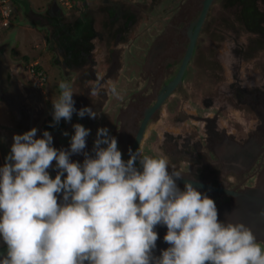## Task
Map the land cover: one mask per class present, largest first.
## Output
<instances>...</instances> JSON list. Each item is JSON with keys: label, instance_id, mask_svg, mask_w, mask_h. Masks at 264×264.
Returning <instances> with one entry per match:
<instances>
[{"label": "flooded vegetation", "instance_id": "obj_1", "mask_svg": "<svg viewBox=\"0 0 264 264\" xmlns=\"http://www.w3.org/2000/svg\"><path fill=\"white\" fill-rule=\"evenodd\" d=\"M184 1L80 0L63 7L53 0L42 9L22 2L21 10L36 28L37 42L31 45L39 52L31 57L12 41L0 42L7 65L0 68H7L11 83L0 97V166L14 134L33 127L38 138L47 130L54 147L67 149L73 125L80 123L91 130L86 151L92 154L97 130L107 127L110 135L114 130L120 134V116L127 113L131 147L138 141L144 154L165 158L170 170H183V179L177 181L182 190L185 181H191L214 199L221 221L264 226V0H234L221 29L213 28V41L207 34L215 20L214 7L221 2L216 0L187 60L190 38L178 35L193 15L178 25L173 21ZM231 3L226 0L225 7ZM205 38L207 46L200 44ZM157 40L164 51L159 56L160 82L150 88L144 66ZM167 50L175 54L167 55ZM62 80L71 84L77 111L92 107L100 112L97 119L74 113L71 122L50 126L52 100L59 96ZM98 81L100 95L90 97ZM112 84L121 98L106 92ZM139 88L146 92L141 100ZM150 93L156 99L162 95V100L140 133L144 113L134 106L146 108ZM65 131L69 136L62 134ZM71 159L82 163L84 156ZM49 172L53 178L57 174L54 168ZM155 230V254L160 255L169 246L163 240L167 228ZM257 242L264 248L263 240ZM4 251L0 241V253Z\"/></svg>", "mask_w": 264, "mask_h": 264}, {"label": "clouds", "instance_id": "obj_2", "mask_svg": "<svg viewBox=\"0 0 264 264\" xmlns=\"http://www.w3.org/2000/svg\"><path fill=\"white\" fill-rule=\"evenodd\" d=\"M58 87L51 127L71 122L74 113L99 117L92 107L77 111L69 82ZM100 92L98 81L89 95ZM106 92L121 98L115 84ZM73 128L67 149L54 147L47 130L39 138L36 127L14 134L0 166V241L6 246L0 264H264L252 228L219 220L215 200L191 181L182 190L177 181L183 170H170L165 158L146 155L141 147L129 148L123 159L107 127L97 130L90 154L91 130L80 123ZM80 154L82 163L71 159ZM157 226H166L169 245L160 255Z\"/></svg>", "mask_w": 264, "mask_h": 264}, {"label": "water", "instance_id": "obj_3", "mask_svg": "<svg viewBox=\"0 0 264 264\" xmlns=\"http://www.w3.org/2000/svg\"><path fill=\"white\" fill-rule=\"evenodd\" d=\"M216 0H185L179 7L178 11L176 12L175 18L173 21L177 24L179 21L183 22V18L185 16H189L190 14L193 15V20H186L184 24L181 25L180 29L181 34L178 35V37H189L190 43L188 46L187 53L185 55V60L189 59L191 57V53L193 51V48L195 46V43L197 41V38L199 37V34L201 32V29L203 27V24L206 20V17L209 13L210 7ZM174 24V23H173ZM181 24V23H178ZM177 24V25H178ZM195 26V29H194ZM194 29V30H193ZM162 46V43L157 40V42L154 44V48L150 51L152 58L147 61L145 68V73H147L146 77L149 78V86L151 88L152 85H157L160 82V74L158 72V68L160 66L159 56L164 52L160 47ZM185 46H183L184 48ZM178 50V49H177ZM177 53H179L177 51ZM167 55H173L175 54V51H166ZM6 65L3 57L0 56V65ZM7 66V65H6ZM7 68H0V97L2 98V95L4 93V89L7 88L11 83H8V72L6 71ZM137 97L141 100L143 99V94H146L143 89L139 88L137 91ZM162 95L157 96V99L155 97V94L150 93L147 97V106L144 108L142 104H137L134 106V108H140L142 112L144 113L141 130L145 127V124L147 120L151 117V115L155 112L157 109V106L159 105L160 101L162 100ZM156 99V100H155ZM155 100V102H154ZM129 114L122 113L120 116L121 121V128H119V124L117 126V129L119 128L118 132L121 131V133H115L116 130L111 132V135L116 136L118 140V147L121 150L124 157L129 158V148H131L133 151H136L138 149V141H136L134 147H131V144L133 143V139L131 137H126L127 135H131L130 132L133 133L132 129H129V123L127 125V116ZM145 119V120H144ZM127 125V126H125ZM93 147V145H91ZM87 150V149H86ZM252 230L254 234L257 237V240H263L264 241V226L261 225H252ZM264 243V242H263Z\"/></svg>", "mask_w": 264, "mask_h": 264}, {"label": "rangeland", "instance_id": "obj_4", "mask_svg": "<svg viewBox=\"0 0 264 264\" xmlns=\"http://www.w3.org/2000/svg\"><path fill=\"white\" fill-rule=\"evenodd\" d=\"M21 2L18 6L15 5L16 12H19L16 18L13 20L12 24L9 27H2L0 24V42L3 41H12V45H15L17 49H20V52H23L21 49H26L28 54H31L34 57L38 56V50L33 48L31 43L37 42V33L34 25L30 24L28 19L25 17L24 11L21 10L22 2H27L26 0H17ZM32 3L33 6L38 8H43L48 3H51L53 0H28ZM232 2L229 4V7L226 6V0H221V2L214 7V17L215 20L212 22L211 27L209 28V33L207 36L215 41L217 38V34L214 29H221L223 20L228 16V11L231 9L234 0H230ZM160 8H158V11ZM15 15V13H13ZM13 15V16H14ZM214 28V29H213ZM41 31V30H40ZM35 32V33H34ZM47 32V31H46ZM15 42V44H14ZM208 38H205L200 41V44H205L207 46ZM31 48V51L29 50Z\"/></svg>", "mask_w": 264, "mask_h": 264}, {"label": "built area", "instance_id": "obj_5", "mask_svg": "<svg viewBox=\"0 0 264 264\" xmlns=\"http://www.w3.org/2000/svg\"><path fill=\"white\" fill-rule=\"evenodd\" d=\"M64 5L71 6L72 0H60ZM13 18V6L11 0H0V24L2 27H8ZM39 80V76H35Z\"/></svg>", "mask_w": 264, "mask_h": 264}, {"label": "trees", "instance_id": "obj_6", "mask_svg": "<svg viewBox=\"0 0 264 264\" xmlns=\"http://www.w3.org/2000/svg\"><path fill=\"white\" fill-rule=\"evenodd\" d=\"M72 2H74V5L76 6L77 4H78V2H80V0H73ZM21 2H19V1H17V0H11V4H12V6H13V13H15V15H14V19L16 18V16H17V14L19 13V12H16V10H15V5L17 6V8H18V6H19V4H20ZM18 11H19V8H18Z\"/></svg>", "mask_w": 264, "mask_h": 264}]
</instances>
